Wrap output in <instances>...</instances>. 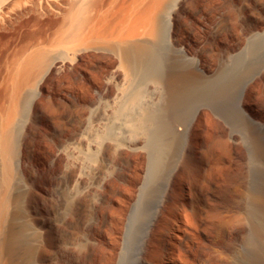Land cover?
I'll return each mask as SVG.
<instances>
[{
	"label": "bare ground",
	"instance_id": "bare-ground-1",
	"mask_svg": "<svg viewBox=\"0 0 264 264\" xmlns=\"http://www.w3.org/2000/svg\"><path fill=\"white\" fill-rule=\"evenodd\" d=\"M243 1L208 0L200 3L203 7L199 19L210 27V50L203 60L177 48L178 40L186 38L190 29L188 25L195 21L193 14L186 9L188 0H0V264H86L88 260H92L91 264H98L93 259L96 258L93 235L89 229H86L87 233L83 229L88 200L95 198L97 201L101 197L98 184L92 189L85 188L88 173L84 171L82 158L86 146L82 122L87 113L94 123L102 116L98 109L103 98L99 91L102 88L100 82L107 79L112 83L117 73L112 70L117 67L125 83L135 84L134 90L127 95L129 102L138 101L143 93H158L159 100L171 107L178 100L179 90H176L175 82L186 79L199 82L209 77L218 62L224 64L222 60L229 54L226 45L232 35H229L231 26L235 29L234 37L242 35ZM202 8L207 12H202ZM196 38L190 37L194 48L197 47ZM162 43L179 53V62L185 67L182 74L172 70L170 60L164 62L158 57V50L163 52L160 46H166ZM167 46L166 50L170 52ZM258 83L255 81L246 87L236 102V108L249 125L253 142L258 141L256 132L261 123L247 107L259 104ZM221 106L216 103L211 111L215 117L225 120L226 112ZM163 107L157 110L145 108L131 114V133L145 126L156 127V123L168 113ZM89 137L88 152L97 164L100 149L97 128ZM230 138L231 142H218L213 150V166L205 174V180L215 188L213 202L195 201L196 212L204 217L207 225L221 218L219 214L226 206L233 183L236 169L233 158L238 141L233 134ZM137 144H119L117 147L118 150L132 149ZM200 160L205 162L206 155L202 154ZM196 161L197 158H186L184 168L189 175L194 176L197 171ZM93 168L95 172L96 165ZM54 182L73 196L68 203L65 202L70 217L61 230H45L42 223L36 222L33 234L38 244H29L24 241L25 227L15 225L21 214L17 208L25 199H30L31 193L25 189H29L31 183L39 186ZM18 183L24 188L20 193L15 188ZM89 206L90 214L96 216L97 206L94 203ZM123 210L116 219L113 218V223L108 222L112 244L116 243L119 225L124 221ZM240 218L244 219L242 214ZM250 222L261 223L251 227L250 234L257 240L255 259L239 263L232 259L233 264H264V213L256 214ZM146 227V236L149 237L151 224ZM168 230L169 242L164 234H159L161 231H153L154 234L159 232V243L163 246L157 255L154 253L155 260L175 264L177 259L168 251L174 247L173 238L177 234ZM104 251H109V258L115 248ZM140 252L147 254L144 249ZM111 260L109 258L107 264L112 263ZM148 260L146 257L143 263L152 264Z\"/></svg>",
	"mask_w": 264,
	"mask_h": 264
},
{
	"label": "rangeland",
	"instance_id": "rangeland-1",
	"mask_svg": "<svg viewBox=\"0 0 264 264\" xmlns=\"http://www.w3.org/2000/svg\"><path fill=\"white\" fill-rule=\"evenodd\" d=\"M203 1L208 2L188 0L186 9L190 10L188 12L193 14L195 21L188 25L189 33L186 38L184 36V39L178 40L177 48L204 60L210 50V27L199 19ZM203 10L207 12L206 9L202 8V12ZM242 25V35L237 38L234 37L235 29L233 25L231 26L229 35H232L228 37L226 45L229 54L222 60L224 64L218 62L216 70L212 69L213 73L211 71L209 77L202 78L199 82L190 79L175 82V88L179 90L178 100L172 104L175 107L172 105V108L167 107L164 101L159 100L158 93H143L144 97L138 101L129 102L127 97L134 90L135 84L125 83L117 67L112 70L114 73L117 72L112 83L107 79L100 82L102 88L99 91L103 98L98 104V109L102 116L94 123L87 113L82 122L86 138L82 158L84 171L88 173L85 188L92 189L94 184H98V194L101 197L97 201L91 198L96 202L88 200L83 229L85 228L86 233V229H89L93 235V251L96 255L93 259L95 262L97 260L98 264H107L109 258L112 259L110 264H144L146 257L152 264H163L159 259L158 262L155 260L158 250L163 249L158 236L164 234L165 240L169 242V234L166 233L168 229L177 234L173 238L172 251H168L171 256L173 254L172 258L177 259L175 264H223V262L233 264L255 259L254 248L257 240L250 233L254 224L261 223L251 224L250 219L256 214L264 213V0L243 1ZM192 35L197 36L195 48L190 39ZM165 45L167 46V43H162V46ZM166 46H160L163 52L159 49L158 57L164 62L170 60L172 70L182 74L185 67L179 62L181 61L179 53L167 46L171 54L166 50ZM173 54L176 56L173 57ZM255 81L259 82L257 90L259 104L248 105L247 108L250 113L256 115L259 124H262L256 132L259 136L258 141L255 140L257 143L251 139L249 125L244 120L243 113L236 108L238 95ZM216 91L220 96L216 95ZM221 96L225 100L219 98ZM211 103L212 106L216 103L222 104L221 107L225 109L227 117L224 116L225 120L213 115ZM163 106L169 114L161 118L156 127L145 126L140 131L131 133L129 126L131 114L145 108L162 109ZM94 128L99 132L100 149L96 156L97 164L93 162L94 156L88 152L87 141L91 140L89 136L92 135ZM231 134L239 143L237 142L236 156L233 158L236 169L228 192L230 197L228 196L226 206L219 214L221 218L207 225L204 217L196 212L195 201L213 202L212 192L215 188H211L210 183L205 180V174L209 167L213 166V150L218 142L221 140L231 142ZM134 142L138 144L132 149L118 150L117 145H129ZM202 154L206 155L203 163L200 162ZM188 157L198 160L194 162L197 169L194 176L186 173L184 168V162ZM94 165L95 172L92 171ZM21 185L16 184V192L24 191ZM29 187L25 191L31 193L30 199H25L24 204L21 203L25 207L20 205L17 208L21 214L19 213L20 217L18 216L15 225L18 227L21 224L20 226L25 227L24 241L36 245L38 239L34 237L33 224L42 223L45 230L48 228L61 230L70 217L66 204L73 196L70 195L71 192H64L58 182L52 185L42 183L39 186L31 183ZM122 200L127 204L122 203ZM92 203L97 206L96 216L90 214L89 205ZM122 210L124 221L119 225L116 243L112 244L108 222L113 223V218L116 219ZM98 213H101V216ZM102 213H105L104 216ZM241 214L244 219L240 218ZM150 224L147 237L146 226ZM153 231L161 232L154 234ZM159 245L162 247L159 248ZM112 247L115 251L110 255L112 257L108 258L109 251L106 253L104 250ZM141 249L147 254L143 253L144 256L140 254ZM102 253H105L104 256ZM91 263L92 260L86 262Z\"/></svg>",
	"mask_w": 264,
	"mask_h": 264
}]
</instances>
